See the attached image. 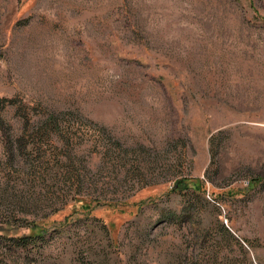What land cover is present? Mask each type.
Segmentation results:
<instances>
[{
    "label": "rangeland",
    "instance_id": "obj_1",
    "mask_svg": "<svg viewBox=\"0 0 264 264\" xmlns=\"http://www.w3.org/2000/svg\"><path fill=\"white\" fill-rule=\"evenodd\" d=\"M0 96L3 264H264V0H0Z\"/></svg>",
    "mask_w": 264,
    "mask_h": 264
},
{
    "label": "trees",
    "instance_id": "obj_2",
    "mask_svg": "<svg viewBox=\"0 0 264 264\" xmlns=\"http://www.w3.org/2000/svg\"><path fill=\"white\" fill-rule=\"evenodd\" d=\"M24 103V102H23ZM27 104H24V107H26ZM16 106L15 103V99L9 98V97H1L0 96V127L3 129V131H9V130H13L14 126L8 121L7 117H5V114L8 113L11 108H14ZM27 112V111H25ZM25 117V121L28 122L29 119L27 118V115L24 116ZM57 116L55 115H51V120H52V125L54 124V122L56 121ZM55 125L57 126V124L55 123ZM4 142L6 144V148L10 147V153L11 155L14 157L16 155L15 152V140L12 137V135H7L6 138L4 139ZM177 189H184V190H195L197 193L202 192V188L199 185H190L189 183V179H183L180 183L179 186L177 187ZM195 210L194 209H186L184 211V219L185 221H187L188 219H191V221L194 219L195 216ZM200 217V216H199ZM190 221V222H191ZM209 228V226H208ZM221 230H223V232L230 238V240L236 242L237 244H239V242H237L234 238V236L231 234V232L223 225H220ZM202 233L199 234V237L201 235V238H205L203 240L207 241L210 237L211 231L210 228L208 229V231H203L201 230ZM45 238V232L43 231H38L37 233H32V234H25L24 237L22 238H18L17 240L19 242H22V246L24 247L25 245L28 244H33L36 245L38 243L39 240H43ZM16 239V238H14ZM220 244V243H216ZM224 244L221 245H217L215 250H210L208 252L209 254V259L207 261L206 264H217L219 255L224 252ZM241 247H243L241 245ZM190 259H195L197 260V263L200 264L201 263V259L199 258V255H190L189 256ZM0 264H3V259L0 257Z\"/></svg>",
    "mask_w": 264,
    "mask_h": 264
}]
</instances>
